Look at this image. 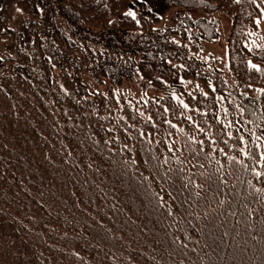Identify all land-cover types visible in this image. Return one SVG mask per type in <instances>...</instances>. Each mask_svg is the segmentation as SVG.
<instances>
[{
  "label": "trees",
  "instance_id": "obj_1",
  "mask_svg": "<svg viewBox=\"0 0 264 264\" xmlns=\"http://www.w3.org/2000/svg\"><path fill=\"white\" fill-rule=\"evenodd\" d=\"M173 5L233 16L226 71L201 55L218 21L161 26ZM262 9L0 0V43L17 44L0 55V264H264ZM84 74L175 86L188 108L90 91Z\"/></svg>",
  "mask_w": 264,
  "mask_h": 264
},
{
  "label": "rangeland",
  "instance_id": "obj_2",
  "mask_svg": "<svg viewBox=\"0 0 264 264\" xmlns=\"http://www.w3.org/2000/svg\"><path fill=\"white\" fill-rule=\"evenodd\" d=\"M189 14L194 18L207 17L214 18L219 23L220 37L214 41H205L204 42V51L201 54L206 61H214L215 65L226 71L229 55H228V40L231 34L233 16L222 11L208 12L200 8H185L177 5H173L163 9L160 13L161 16V26L170 25L174 22V16L176 14ZM255 40L258 42V45L264 44V16L260 18L259 31L255 36ZM17 44H7L0 43V55L8 56L13 54L16 49ZM83 80L88 84L90 91H101L104 93H109L114 91L116 93H125L127 96H133L136 99L144 98L146 94L153 97H161L166 94L172 95L177 100L182 101L183 96L178 91L175 86H164L157 87L150 84L149 80L143 77H140L135 82L131 83L125 81L122 85H114L109 80L103 82H97L91 79L88 75H83ZM178 83L183 84L187 90H195L196 83L192 79L180 78ZM197 83V88H198Z\"/></svg>",
  "mask_w": 264,
  "mask_h": 264
},
{
  "label": "snow or ice",
  "instance_id": "obj_3",
  "mask_svg": "<svg viewBox=\"0 0 264 264\" xmlns=\"http://www.w3.org/2000/svg\"><path fill=\"white\" fill-rule=\"evenodd\" d=\"M201 2H203V0H201ZM236 2L239 3L240 0H236ZM261 11H262V13H264V9H262ZM126 15L131 16V17H133V19H135V13L132 12V11H129L128 13H126ZM255 23H256L257 26H259V24H260V19H257V20L255 21ZM251 35H256V33H251ZM252 43H253V44H256L255 41H252ZM256 46H257V47H260L259 45H256ZM249 51H251V49H249ZM249 65H250V67H251L252 69H255L256 71H262V70L260 69V67H259L257 64L252 63L251 61H249ZM213 90H214V89H213ZM205 95H207V93H205ZM180 103L183 104V107H184V108H186V109L188 108V105H187V104H184L183 101H180ZM189 119H191V118H189ZM245 155H247V153H245ZM261 155H262V158H264V153H262ZM256 175H257V176H260V175H262V173L257 172Z\"/></svg>",
  "mask_w": 264,
  "mask_h": 264
}]
</instances>
